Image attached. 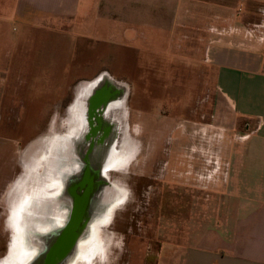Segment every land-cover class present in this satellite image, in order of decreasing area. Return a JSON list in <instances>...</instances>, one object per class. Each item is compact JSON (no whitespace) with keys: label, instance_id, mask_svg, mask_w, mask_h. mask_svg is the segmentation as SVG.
Segmentation results:
<instances>
[{"label":"crops","instance_id":"crops-1","mask_svg":"<svg viewBox=\"0 0 264 264\" xmlns=\"http://www.w3.org/2000/svg\"><path fill=\"white\" fill-rule=\"evenodd\" d=\"M5 3L10 12L4 11ZM215 6L217 20L200 0H0V45H72L73 50L108 45L103 67L94 75H61L65 83L73 81L61 97L71 90L60 119L66 132L38 145L43 153L32 167L31 180L37 183L28 186L29 220L37 208L39 222L63 218L66 225L89 226L95 217L92 224H100V194L120 192L110 171L123 165L129 173L137 161L142 177L175 195L170 224L178 233L161 234L158 264H264V27L254 32L244 15L236 17L225 4ZM116 48L148 64L152 57L167 62L171 82L184 87L188 78L187 102L165 90L161 104L156 100L153 110L138 113L130 80L117 72ZM71 62L67 59V65ZM195 68L203 86L215 85L211 109L195 101L190 82ZM52 75L46 68L39 75L46 78L37 81L49 83ZM202 96L211 95L205 90ZM202 112L207 120L199 116ZM135 126L142 145H157L151 157L136 152L130 139L125 142L126 132L120 131ZM120 145L128 154L118 153ZM72 232L73 241L78 231ZM52 234L44 236L48 243ZM42 243L35 249L24 243L28 254L34 253L25 264H32L44 247L49 252L50 244Z\"/></svg>","mask_w":264,"mask_h":264},{"label":"rangeland","instance_id":"rangeland-1","mask_svg":"<svg viewBox=\"0 0 264 264\" xmlns=\"http://www.w3.org/2000/svg\"><path fill=\"white\" fill-rule=\"evenodd\" d=\"M200 1L211 6L213 20H217V10H219L215 4H220L221 7L225 4L229 6L227 9L230 13L234 10L236 17L244 15L245 24L250 26L249 28L252 27L253 31H259V28L264 27L260 24L264 21L262 19L264 0ZM9 5L10 3H5L3 8L5 12H10ZM221 23L223 25V21ZM79 25L83 26L84 23L79 21ZM48 35L52 36V34ZM27 46L30 48L23 49L19 45L15 47L14 45H0V264L10 263V257L14 253L15 239L17 240L19 236V243H31V249H35L42 241L47 246L50 244L54 252L52 257H57L58 262L61 261V257V262L63 259H68L64 262L67 264L75 254L74 250L72 251L75 241L71 240L70 235L65 236L60 231L49 238V243L44 239L45 234L57 226L54 224L57 220L44 219L43 222L35 220L37 208L30 211L31 213L35 210L29 220L26 206L28 195H30L28 186L37 183L31 180V172L35 159L42 155L38 147L39 143H42L44 139L60 136L66 132L60 127V118L71 96V90H67L69 95L66 98L61 97L65 91L64 87L69 86L70 88L73 81L65 83L61 75L69 73L70 76L74 75L72 78L94 75L103 67L102 56L104 59L107 57L108 45H82L81 49L75 48V50L72 45H36L34 43V45ZM12 55L15 56L13 59ZM114 55L120 61L117 65L118 74L130 80V88L134 94L132 104L138 113L153 110L156 100H158L157 103L165 100V90H170L168 91L169 96L173 90L175 99H185L189 90L188 78L184 87L181 83L171 82L172 78L168 76L172 67L167 62L162 63L160 60L157 61L156 57H152V63L148 64L145 59H138L137 54L119 48L115 49ZM138 56L140 58V55ZM67 59H72L68 65ZM46 68L53 73L51 78L54 81L49 83L37 81L40 78H46L39 76ZM199 71L195 68L194 75L192 74L195 81H190L197 91L195 101L198 107L206 106L207 109L209 107L211 109L216 102L215 85L213 82L211 85L206 82L203 86L205 81L201 79ZM18 77L20 79H17ZM23 77H29V79H23ZM146 90L150 93L145 94ZM205 90L207 95L208 93L211 95L210 97H201ZM199 116L207 120V115L203 112ZM121 133H125V140L130 139L135 144L136 152L141 150V153L143 151V154L146 153V156L150 154L151 157L157 150V145L147 147L140 143L141 135H138L140 130L137 126L130 132L127 129ZM119 147L118 153L122 151V156L128 154L126 147L122 145ZM138 163L136 161L133 164L134 170L129 173L122 170L123 165L121 169L117 168L114 173L111 172L116 190H120L121 194L118 192L105 194L107 201L112 204L115 202L116 206L109 224L101 223V220L105 218L103 217L100 224L94 225L99 230L94 249H91V244L88 243V225L79 226L78 235L81 233V239L84 240L82 255L79 256L80 264H158V254L163 245L161 234L178 233L177 228H173L170 224L172 213H176L171 205L175 195L170 194V191L162 192L155 179L142 177ZM118 172L119 174H116ZM18 190L22 192L18 193ZM180 212H187V210ZM101 213L104 215V209ZM161 214L168 215L169 221L161 219ZM13 215L18 217V225L12 222ZM17 227L21 234L16 233ZM42 233L44 235L41 236ZM61 246L62 250H60ZM58 247L60 254L57 252ZM41 253L39 252V257L44 256L46 260L49 255L48 249L44 247ZM65 253L68 256L63 257Z\"/></svg>","mask_w":264,"mask_h":264},{"label":"bare ground","instance_id":"bare-ground-1","mask_svg":"<svg viewBox=\"0 0 264 264\" xmlns=\"http://www.w3.org/2000/svg\"><path fill=\"white\" fill-rule=\"evenodd\" d=\"M108 78V77H107ZM113 80V79H112ZM104 81H105V79H104ZM111 81V80H110ZM112 82V81H111ZM113 83H114V81H113ZM94 84V83H93ZM104 84V83H103ZM115 85V84H114ZM101 86V85H100ZM116 86H117V84H116ZM82 88V87H81ZM104 88V87H103ZM100 89V88H99ZM111 89V88H110ZM126 89V88H125ZM83 90V89H82ZM80 91V90H79ZM121 91V90H120ZM127 91V90H126ZM117 92V91H116ZM97 94H98V92H97ZM106 94V93H105ZM126 95V94H125ZM124 95V96H125ZM123 96V95H122ZM82 99V98H81ZM95 99V98H94ZM124 99V98H123ZM90 101H91V99H90ZM125 102V101H124ZM95 104V103H94ZM122 104V103H121ZM120 104V105H121ZM118 105V104H117ZM124 105V104H123ZM74 109V108H73ZM109 109V108H108ZM120 109V108H119ZM72 115V114H71ZM73 116H75V115H73ZM68 117V116H67ZM107 117H109V116H107ZM73 118V117H72ZM76 118V117H75ZM110 118V117H109ZM116 118V117H115ZM115 118H114V120H115ZM61 119V118H60ZM64 120V119H63ZM67 120V119H66ZM73 122V121H72ZM79 122V121H78ZM81 123V122H80ZM73 124H74V122H73ZM68 125V124H67ZM69 125H70V122H69ZM72 125V124H71ZM70 125V126H71ZM69 126V127H70ZM122 126H123V124H122ZM68 127V126H67ZM75 127V126H74ZM73 127V128H74ZM121 127V126H120ZM57 128V127H56ZM65 128V127H64ZM125 128H127V127H125ZM70 129V128H69ZM79 129V128H78ZM65 130V129H64ZM60 131V130H59ZM68 131V130H67ZM120 131V130H119ZM118 131V132H119ZM121 132V131H120ZM122 135V134H121ZM121 135H119V136H121ZM124 137V136H123ZM101 138H102V135H101ZM122 138V137H121ZM120 138V139H121ZM124 139H125V137H124ZM126 142V141H125ZM45 143V142H44ZM120 143V142H119ZM118 144V143H117ZM37 145V144H36ZM133 147V146H132ZM31 148V147H30ZM32 149V148H31ZM31 149H30V151H31ZM130 149V148H129ZM126 150V149H125ZM29 151V152H30ZM33 151V150H32ZM42 151V150H41ZM45 151V150H44ZM116 151V150H115ZM35 154V153H34ZM27 155H29V154H27ZM32 155V154H31ZM28 166V165H27ZM122 170H124V169H122ZM121 171V170H120ZM110 173H111V171H110ZM114 173V172H113ZM116 174H119V172L118 173H116ZM19 191V190H18ZM120 193V192H119ZM121 194V193H120ZM9 195V194H8ZM8 197V196H7ZM119 197H120V195H119ZM23 201V200H22ZM16 202V201H15ZM4 203V202H3ZM114 204H115V202H114ZM112 205V202H111V204H110V206ZM103 207L104 208V211H105V213H103L104 215H102V213H101V210L99 211V216H100V220H101V218H103V217H105V218H103V220H101V223L102 222H104V223H108L109 224V222H110V220H111V216H112V213H113V211L115 210V206L116 205H114L113 207ZM5 207V206H4ZM95 207H97V202H96V199H94V210L96 209ZM8 208V207H7ZM10 211V210H9ZM11 213V212H10ZM11 215V214H10ZM95 215V213L93 214V216ZM3 216V215H2ZM6 216V215H5ZM5 218V217H4ZM4 218H2V219H4ZM9 218H10V216H9ZM17 216L16 215H13L12 216V222L15 224V225H18V223H17ZM94 221H96L95 220V217L93 218V219H91V222H90V224H89V228H88V230H87V232H88V237H89V242L88 243H90L91 244V249H94V247L96 246V242L95 241H97V234L99 233V230H97L95 227H94V225L92 224V222H94ZM102 227V226H101ZM107 230V229H106ZM16 233H20L21 234V232H19V229H18V227H17V229H16ZM15 233V234H16ZM19 238H20V236H19ZM19 238H17V240L15 239V244H14V253H13V255L9 258L10 259V263L8 262L7 264H25L26 262H28L30 259H32L33 258V256H34V253H30V254H28V252H29V250H28V248H27V246H25V244H23V246H22V244H19V242H18V240H19ZM83 239H81L79 242H78V244H77V246H76V248H75V254L74 255H72V257H71V260L67 263V264H80V262H79V256L80 255H82V250H83ZM107 255V254H106ZM81 257V256H80Z\"/></svg>","mask_w":264,"mask_h":264},{"label":"flooded vegetation","instance_id":"flooded-vegetation-1","mask_svg":"<svg viewBox=\"0 0 264 264\" xmlns=\"http://www.w3.org/2000/svg\"><path fill=\"white\" fill-rule=\"evenodd\" d=\"M105 194H107V193H101L100 194V199H101V201H100V209H101V211L104 209L103 207L104 206H106V207H109L110 206V204H111V202L109 201H107V199H106V196L107 195H105ZM83 204H84V211L87 209L86 208V206H87V202L86 201H84L83 202ZM83 214H85V218H86V216H87V212L85 211ZM73 215V214H72ZM75 218L73 219V222L75 221V223H76V219H79L80 218V206L78 207V209H77V211H76V213L74 212V215H73ZM57 219H54L53 221H56ZM70 221V220H69ZM85 221H87L86 219H85ZM86 223V222H85ZM54 224H57V226L52 230H50V231H48L47 233H53L52 235L54 236V233H57V232H61V234L63 233L65 236H69L70 235V237H72V235H73V230H75V231H77L78 230V228H79V226L80 225H76V224H74V223H71L70 222V224L68 225H66L65 223H64V219L62 218L61 220H57ZM74 224V225H73ZM85 225V224H84ZM83 225V226H84ZM83 226H80V227H83ZM61 238H62V236H61ZM56 240V239H55ZM50 248V250H49V254H50V256H53L54 255V252H52V250H51V248H53V247H49ZM62 246H61V248H60V250H62ZM57 251V250H56ZM57 252H59V247H58V251Z\"/></svg>","mask_w":264,"mask_h":264},{"label":"water","instance_id":"water-1","mask_svg":"<svg viewBox=\"0 0 264 264\" xmlns=\"http://www.w3.org/2000/svg\"><path fill=\"white\" fill-rule=\"evenodd\" d=\"M82 236V234L81 233H79V235L78 236H76L75 238H74V241H75V245H77L78 244V241L81 239L80 237ZM42 244H44V243H42ZM75 249V247L72 249V251ZM71 251V252H72ZM49 254V253H48ZM70 254V253H69ZM67 254L65 253L64 255H63V257H65ZM68 256V255H67ZM70 257H71V255H70ZM69 257V258H70ZM62 258V257H61ZM68 261V259H63V262H61V264H64V262H67ZM32 264H58V259H57V257H52V256H50V254L48 255V258L45 260V257L44 256H42V257H39V258H37Z\"/></svg>","mask_w":264,"mask_h":264}]
</instances>
